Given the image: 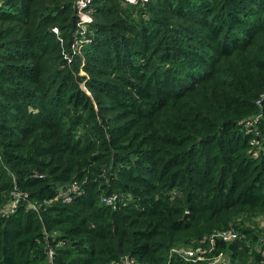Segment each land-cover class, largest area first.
<instances>
[{
  "label": "trees",
  "instance_id": "1",
  "mask_svg": "<svg viewBox=\"0 0 264 264\" xmlns=\"http://www.w3.org/2000/svg\"><path fill=\"white\" fill-rule=\"evenodd\" d=\"M261 219L264 0H0V264H197L227 228L264 264Z\"/></svg>",
  "mask_w": 264,
  "mask_h": 264
},
{
  "label": "built area",
  "instance_id": "2",
  "mask_svg": "<svg viewBox=\"0 0 264 264\" xmlns=\"http://www.w3.org/2000/svg\"><path fill=\"white\" fill-rule=\"evenodd\" d=\"M12 201L11 206L15 204V202L21 197L20 191L15 188L11 192ZM69 199L68 197L66 200ZM104 201L107 204L114 205L116 202V197L111 195L110 197L104 198ZM31 209L36 210V205L30 204L28 206ZM262 225H264V219L260 220ZM240 233L232 228L223 229L220 231H216L215 233L211 234L208 238V246H203L202 244L197 245H185L171 249V253H175L178 256L182 257L186 261H190L192 263L197 264H232L231 259L225 252H218L213 253L215 249V240H221L223 242H232L240 237ZM52 254V251L49 252ZM114 264H145L136 261L133 258L123 257L118 262Z\"/></svg>",
  "mask_w": 264,
  "mask_h": 264
}]
</instances>
